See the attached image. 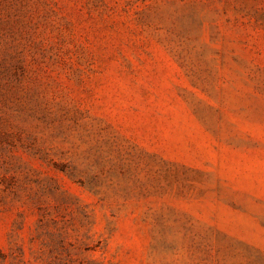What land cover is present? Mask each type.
Wrapping results in <instances>:
<instances>
[{
    "label": "rangeland",
    "instance_id": "rangeland-1",
    "mask_svg": "<svg viewBox=\"0 0 264 264\" xmlns=\"http://www.w3.org/2000/svg\"><path fill=\"white\" fill-rule=\"evenodd\" d=\"M0 264H264V0H0Z\"/></svg>",
    "mask_w": 264,
    "mask_h": 264
}]
</instances>
